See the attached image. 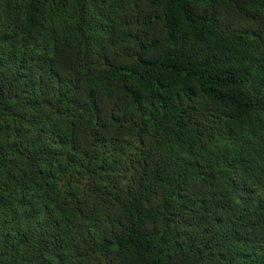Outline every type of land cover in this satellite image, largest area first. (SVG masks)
<instances>
[{"label": "trees", "instance_id": "obj_1", "mask_svg": "<svg viewBox=\"0 0 264 264\" xmlns=\"http://www.w3.org/2000/svg\"><path fill=\"white\" fill-rule=\"evenodd\" d=\"M0 264H264V0H0Z\"/></svg>", "mask_w": 264, "mask_h": 264}]
</instances>
